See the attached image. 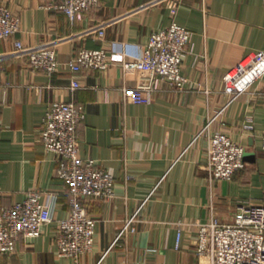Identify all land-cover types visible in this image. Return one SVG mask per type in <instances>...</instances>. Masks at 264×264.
Wrapping results in <instances>:
<instances>
[{
	"label": "crops",
	"instance_id": "obj_1",
	"mask_svg": "<svg viewBox=\"0 0 264 264\" xmlns=\"http://www.w3.org/2000/svg\"><path fill=\"white\" fill-rule=\"evenodd\" d=\"M47 2L0 0L21 19L20 31L0 40V204L11 206L35 189L54 205V220L38 236L20 237L0 264H210L194 252V226L183 230L176 247V222L230 223L239 200L264 205V75L235 98L225 93L223 79L243 57L264 51V0H100L75 20L47 9ZM173 20L192 31L183 90L123 66ZM16 41L54 43L59 69L51 75L31 69L27 56L16 54ZM82 47L105 48L110 65L83 68L76 75L81 86L73 89L69 63ZM142 85L155 87L150 103L125 96V88ZM58 101L84 106L80 156L115 177L114 197L85 200L96 236L78 261L57 254V221L70 205L56 174L59 157L40 138L43 118ZM217 131L246 147L245 166L230 180L212 178L205 167Z\"/></svg>",
	"mask_w": 264,
	"mask_h": 264
},
{
	"label": "built area",
	"instance_id": "obj_2",
	"mask_svg": "<svg viewBox=\"0 0 264 264\" xmlns=\"http://www.w3.org/2000/svg\"><path fill=\"white\" fill-rule=\"evenodd\" d=\"M100 0H48L47 9L62 10L70 20L99 6ZM175 15L176 8H172ZM21 29V19L6 5L0 4V40L8 39ZM103 38L104 27L98 28ZM192 31L173 20L165 28L154 30L142 53L135 60L124 61L125 69H138L160 76L177 90H183L188 78L182 71L183 59L191 44ZM16 54L27 56L33 70L55 73L60 66L54 43L24 46L16 41ZM0 55V72L3 70ZM110 55L105 48L82 47L77 57L69 63L73 73L71 86L79 88L76 76L83 68L104 70L110 65ZM264 75V51H255L232 65L223 76L224 91L231 98L246 92ZM155 87L142 85L125 88L124 94L136 103H150ZM83 105L75 101L51 103L40 129V138L46 151L58 155L56 174L67 185L66 194L70 211L58 219L57 254L78 261L93 249L96 236V219L90 214L85 200L109 199L115 196V177L100 167L95 159L80 156L77 130L85 119ZM264 149V132L262 134ZM246 147L233 140L224 131L209 137L206 169L210 176L230 180L245 166ZM39 190H30L25 199L3 206L0 204V255L14 253L20 237L38 236L54 220V205L43 200ZM176 247H180L183 230L194 226L197 230L195 254L210 264H264V205L239 200L234 219L230 223L213 218L210 221L189 222L179 220Z\"/></svg>",
	"mask_w": 264,
	"mask_h": 264
},
{
	"label": "water",
	"instance_id": "obj_3",
	"mask_svg": "<svg viewBox=\"0 0 264 264\" xmlns=\"http://www.w3.org/2000/svg\"><path fill=\"white\" fill-rule=\"evenodd\" d=\"M247 156V153L245 154V157Z\"/></svg>",
	"mask_w": 264,
	"mask_h": 264
}]
</instances>
